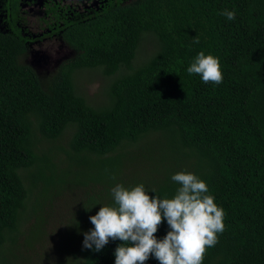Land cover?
I'll list each match as a JSON object with an SVG mask.
<instances>
[{
  "label": "trees",
  "instance_id": "16d2710c",
  "mask_svg": "<svg viewBox=\"0 0 264 264\" xmlns=\"http://www.w3.org/2000/svg\"><path fill=\"white\" fill-rule=\"evenodd\" d=\"M23 2L1 3L0 264H35L44 211L71 191L57 264H115L122 241L83 247L89 217L116 184L172 198L179 172L225 213L202 264H264V0H44L43 33L23 25ZM49 37L74 55L44 84L21 58ZM201 51L219 59V85L187 72ZM168 231L165 220L155 235Z\"/></svg>",
  "mask_w": 264,
  "mask_h": 264
},
{
  "label": "clouds",
  "instance_id": "9594fccd",
  "mask_svg": "<svg viewBox=\"0 0 264 264\" xmlns=\"http://www.w3.org/2000/svg\"><path fill=\"white\" fill-rule=\"evenodd\" d=\"M220 14L228 20L236 15L227 9ZM194 43H199L198 38ZM187 72L200 75L204 83L223 81L219 59L203 51ZM171 179L179 185L172 198L150 197L143 184L131 189L121 184L112 187L114 204L89 217L94 230L84 233L83 247L99 252L111 238L123 242L115 250V264H145L150 256L159 264H202L207 248L217 243V233L224 230L225 213L196 175L179 172ZM165 220L170 231L158 240L155 234Z\"/></svg>",
  "mask_w": 264,
  "mask_h": 264
},
{
  "label": "rangeland",
  "instance_id": "374dc122",
  "mask_svg": "<svg viewBox=\"0 0 264 264\" xmlns=\"http://www.w3.org/2000/svg\"><path fill=\"white\" fill-rule=\"evenodd\" d=\"M1 3L2 0H0V29L5 31L6 27L4 14L1 12ZM43 3L44 0H25L23 4L25 10L20 15V20L29 30L36 32L44 28L42 27L44 26L43 19L47 14ZM64 4L77 8L84 5V3H80V0H64ZM73 55V50L61 39H55L43 45L39 44L36 47L30 46L27 54L21 58V62L31 66L44 84H47L60 65L64 64ZM84 83V88L89 97H96L100 93L103 81L93 76L91 79L86 78ZM70 193L65 197L60 196L53 202L52 207L47 206L44 211V218L46 219L45 232L43 238L36 244L38 254L31 255V260H35V264L58 263V256L61 255L58 242H60L61 236L67 230L68 218L75 211L80 199L79 192L71 191Z\"/></svg>",
  "mask_w": 264,
  "mask_h": 264
},
{
  "label": "flooded vegetation",
  "instance_id": "af4514ba",
  "mask_svg": "<svg viewBox=\"0 0 264 264\" xmlns=\"http://www.w3.org/2000/svg\"><path fill=\"white\" fill-rule=\"evenodd\" d=\"M24 3H25V0H24V2L21 4V9H20L21 13H23L24 10H25L24 7H23V6H24V5H23ZM43 22H44V21H43ZM43 24H44V26H42V27H46V23L44 22ZM27 29H28V28H27ZM28 31L31 32L32 30H28ZM33 32H34V31H33ZM36 32H41V33H43L44 31L41 29L40 31H36ZM31 33H32V32H31ZM55 39H57V38L53 37V38L51 39V38L49 37V38H46L44 41H46V43H48V42H50L51 40H55ZM33 44H34V43H31L30 46H32Z\"/></svg>",
  "mask_w": 264,
  "mask_h": 264
}]
</instances>
